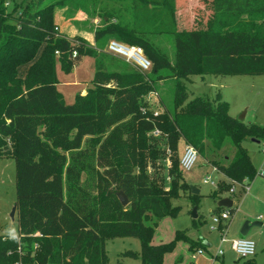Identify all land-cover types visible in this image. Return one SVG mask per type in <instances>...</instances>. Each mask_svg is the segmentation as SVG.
Segmentation results:
<instances>
[{
    "label": "trees",
    "instance_id": "trees-1",
    "mask_svg": "<svg viewBox=\"0 0 264 264\" xmlns=\"http://www.w3.org/2000/svg\"><path fill=\"white\" fill-rule=\"evenodd\" d=\"M47 1L27 0L15 17L0 0V158L16 163L18 222L16 239L0 236V264H108L107 242L118 238L140 240L142 264H163L174 242L154 244L150 224L177 216L181 207L174 202L186 191L195 206L200 195L192 194L181 168L173 171L170 191L155 186L141 169L145 138L159 131L170 151L177 154L182 141L200 155L208 143L218 151L231 138L236 155L228 167H217L227 179L218 191L254 180L258 171L243 143L264 142V127L233 118L220 94L188 102L184 81L194 75L264 76V0H190L198 12L194 27L178 33L166 21L158 32L174 35L173 65L144 38L157 33L147 26L162 20L158 7L152 15L144 11L134 27L106 23L91 46L57 32L55 13L67 0ZM154 2L169 13L165 0ZM111 41L140 47L151 69L141 72L108 53ZM86 57L95 60L92 87L68 104L57 88V66L70 74ZM163 70L175 79V111L155 114L146 98ZM118 193L128 198L126 206ZM236 263L258 264L254 258Z\"/></svg>",
    "mask_w": 264,
    "mask_h": 264
},
{
    "label": "rangeland",
    "instance_id": "rangeland-1",
    "mask_svg": "<svg viewBox=\"0 0 264 264\" xmlns=\"http://www.w3.org/2000/svg\"><path fill=\"white\" fill-rule=\"evenodd\" d=\"M26 1L5 0L8 4L7 11L14 13L15 17H19ZM51 1L48 0L45 5L50 4ZM143 1L67 0L65 8L58 9L55 15L64 10L63 17L71 19V23L79 27L81 19H85L83 16L85 14L87 17L85 22L90 27L89 29L100 26L97 28L98 31L107 25L103 22L105 16L113 21L116 19L119 24L134 27V24L137 26V22L144 11L147 15H152L150 11L158 7L157 10L160 11L162 20L159 17L160 21L158 20L156 25L147 26L148 30L154 29L157 33L149 34L144 38L149 40L173 65L176 58L174 35L159 34L158 32L167 27L166 21L173 22L170 31L188 32L194 27L191 18L193 14H198V12L189 8L190 0H165L170 4L169 13L165 11V8H161V4L155 5V0ZM198 3L201 4L199 1ZM193 7L198 9L197 3ZM15 8H17L16 11ZM167 14L169 15L168 18L166 17ZM201 15H203L202 12L199 13V16ZM95 19L96 21H94ZM259 24L264 25V18ZM173 27L174 29H172ZM101 41L108 44L107 38ZM24 69L26 68L20 70L21 74ZM94 69V62L80 68L81 79L84 80V84H87L88 89L92 87ZM161 73L162 78L155 85V93L149 94V109L159 113L167 110L174 112L175 79L168 71L163 70ZM70 74L60 71L57 76L60 80L58 89L68 104L75 102L76 95L84 87L82 84L80 87H73L71 84L65 83L66 80L67 82L71 80ZM184 84L189 95L188 102L196 97L215 100L216 96L220 94L222 100L228 103L229 114L233 118L238 119L244 116L246 125L258 124L264 127V76L202 77L194 75L188 77ZM145 139L141 169L150 176L156 187L168 192L171 189L173 171L180 169L179 160L183 156L184 144L182 141L179 142L178 153L176 154L168 149L165 134H149ZM243 146L258 171L254 180L248 182L252 192L243 191L241 187L243 185L240 186L236 183H231L234 193L226 190L218 191L219 185L227 183V179L219 172L218 168L221 166L228 167L236 155V148L231 138H227L218 151H214L211 144L208 143L204 154H198L194 167L189 171H183L184 182L190 187V191H192L191 187H194L200 191V196L195 206L192 195L186 191L181 199L174 202L175 206L181 207L177 216L166 217L157 221L156 225L150 224L155 230L154 244L164 245L174 242L173 248L164 256L163 264H237L236 261L241 262L242 260L231 250L230 243L227 242L220 246L222 233H225L227 241L232 242V240L242 238L241 232L247 223L252 225L255 222L261 223V227L252 226L245 238L255 242L254 259L258 264H264V142L258 144L253 139H247ZM208 177L215 183V186L204 183ZM216 194H219L221 200H231L234 209V213L230 214L231 220L224 222L222 228L214 225L213 219L222 213L229 212V209H217L221 200L215 197ZM16 201V163L11 156L3 157L0 158V236H9V230L13 228L16 229L18 235L17 219L16 217L14 220L11 218ZM195 207L197 208V219L192 217ZM178 232L183 234L179 239H177ZM195 243H202L205 248H200L198 251H201L202 254L197 255L193 260L192 256L197 254V251L192 252L190 246ZM220 249H222L223 255L216 257ZM106 250L108 264H142L141 242L138 239L118 238L109 240Z\"/></svg>",
    "mask_w": 264,
    "mask_h": 264
},
{
    "label": "built area",
    "instance_id": "built-area-1",
    "mask_svg": "<svg viewBox=\"0 0 264 264\" xmlns=\"http://www.w3.org/2000/svg\"><path fill=\"white\" fill-rule=\"evenodd\" d=\"M8 7V4L6 3ZM58 30V29H56ZM107 52L115 57H119L123 59L126 63L130 64L131 66L135 67L136 69L140 70L141 72H146L151 69V62L145 57L143 50L138 46H129L117 41H111L108 45ZM58 55V52H57ZM152 95V94H151ZM149 96L146 98L148 102ZM149 103V102H148ZM146 112V109L143 110ZM158 112H155L157 114ZM154 135H159V131H154ZM198 153L197 151L190 145H186L184 148L183 156L181 157L179 163L180 168L182 171H189L191 170L197 162ZM205 184H211L215 186V183L211 181L208 177L204 180ZM241 186V185H240ZM245 191H249L248 185H243ZM230 193H234V188L231 189ZM231 220L230 212H225L220 214L217 217H214L213 224L220 226L224 222H229ZM227 239H225V233H222V237L220 240V244L223 245L227 243ZM232 251L241 259V260H248L255 256L256 252V244L252 240L247 238H239L232 240L230 242ZM201 251H197V254L192 256V259L195 260L197 255H201ZM223 251L220 249L216 257L222 256Z\"/></svg>",
    "mask_w": 264,
    "mask_h": 264
},
{
    "label": "crops",
    "instance_id": "crops-1",
    "mask_svg": "<svg viewBox=\"0 0 264 264\" xmlns=\"http://www.w3.org/2000/svg\"><path fill=\"white\" fill-rule=\"evenodd\" d=\"M63 12H64V10H61L60 12H58L55 15V24H56V26L58 25L59 33L63 37H65L69 40H72V38L74 39L75 37H79V38L85 40L91 46H95L96 45L95 33L97 31V28H99L100 26L99 27L94 26L91 29H89L90 27H88V24H86V22H85L86 21L85 19H87V17L85 16V14L83 15V13H82V15L84 16L85 19H81L82 20L81 24L79 25V27H77L71 23V21H70L71 19H66L63 17V14H64ZM108 19L109 18L105 17V20H103V22L107 23V24L108 23H117L116 19H115L116 21L115 20L113 21L112 19H111L112 21L111 20L109 21ZM94 21H96V19ZM92 62L95 63V60L93 58H91V57L84 58L82 63L79 66H77L76 68H74L72 73L69 75L71 80H69V82H67V80H66V82H65V83L71 84L73 87H77V86L80 87L81 84H82V86L84 85L83 89L80 92L82 95L86 94V92L88 90V86H87V84H84L85 83L84 80L81 79L82 73L80 71V68H82L85 65L92 64ZM60 71H61V68L58 65L57 66V76H58ZM94 73H95V69H94ZM93 78H94V76H93ZM58 81L60 82V80H58ZM58 86H57V88H58ZM58 91H59V89H58ZM184 147H185V144H184ZM244 185H248V182H245ZM254 188H255V186H254ZM242 189H243V191H245L244 187H242ZM246 192H248V193L252 192L250 186H249V191H246ZM228 243H230V242L228 241ZM220 246H221V244H220Z\"/></svg>",
    "mask_w": 264,
    "mask_h": 264
},
{
    "label": "water",
    "instance_id": "water-1",
    "mask_svg": "<svg viewBox=\"0 0 264 264\" xmlns=\"http://www.w3.org/2000/svg\"><path fill=\"white\" fill-rule=\"evenodd\" d=\"M244 118H245L244 116H241V117H239L237 120H238L239 122H244ZM253 141L256 142V143H258V144H260V141H259V140H255V139H253ZM191 190H192V194H193V195H199V194H200V191H199L198 189L194 188V187H191ZM117 196H118V199H119V201L121 202V204H122L123 206H126V205L128 204V198H127L123 193H118ZM218 207L231 209V208H232V201L229 200V199H223V200H221V201L219 202ZM16 211H17V205H15V207L13 208V211H12V213H11V218H12L13 220H14L15 217H16ZM192 217L195 218V219L198 218L197 208H196V207L193 209ZM261 225H262V224H261V223H258V222H255V223H253L252 225H249V224L247 223V224L244 226V228H243V230H242V232H241V236H242V238H245V237L247 236V234H248V232H249V230H250V228H251L252 226H259V227H261Z\"/></svg>",
    "mask_w": 264,
    "mask_h": 264
},
{
    "label": "clouds",
    "instance_id": "clouds-1",
    "mask_svg": "<svg viewBox=\"0 0 264 264\" xmlns=\"http://www.w3.org/2000/svg\"><path fill=\"white\" fill-rule=\"evenodd\" d=\"M9 236L12 238V239H16L17 238V232H16V229H10L9 230Z\"/></svg>",
    "mask_w": 264,
    "mask_h": 264
}]
</instances>
